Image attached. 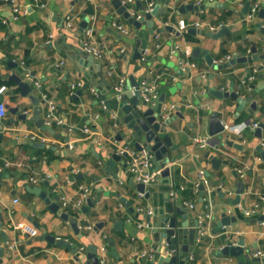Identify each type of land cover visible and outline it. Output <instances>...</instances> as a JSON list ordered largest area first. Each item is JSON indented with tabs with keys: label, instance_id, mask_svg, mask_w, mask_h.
<instances>
[{
	"label": "crops",
	"instance_id": "crops-1",
	"mask_svg": "<svg viewBox=\"0 0 264 264\" xmlns=\"http://www.w3.org/2000/svg\"><path fill=\"white\" fill-rule=\"evenodd\" d=\"M45 1L46 6L40 7L33 0H0V86L7 85V90L0 94V100H4L9 109L7 117L0 121V166L5 161L10 163L0 170V247L5 246L3 263L86 264L91 244L97 246L99 252L106 246V258L110 264L144 263L141 250L154 246L153 228H138L136 223L146 220L145 213L136 215L137 210L131 213L122 197L131 200L137 209L153 207L156 196L147 198L137 190L138 183L127 174L125 157L113 165L117 176L107 167L106 162L116 147L134 146V143L133 140L128 142L131 129L119 122L120 112L114 102L110 100L109 108L98 96V89L108 95L110 84L114 86L121 76L129 79L131 74L140 80L155 81L161 94H165L163 103L176 104L184 114L167 126L172 143L177 145L171 153L175 160L169 163L172 184L160 181V175L159 180L146 189L154 193L161 186L172 185L176 195L172 197L170 190H166L165 197L182 205L184 201L193 202L195 210L187 207L192 209L194 216L211 213L205 233L195 240L192 264H235V258L230 255L218 254L229 234L230 239L243 236L247 247L256 244L257 247L252 248L254 251H264V220L260 219L264 215V161L257 149V146L264 149V127L262 137L256 135V129L249 127L253 122L264 123V68L260 69L253 82L259 88L258 92L248 89L243 83L252 66L260 68L264 59L238 62L228 67L220 66L228 60L216 63L227 55L232 58L235 54H251L254 43L259 53H264V12L260 13L264 9V0H246L250 5L259 6L257 16L251 20L243 17L246 1L241 4L238 0H170L169 3L165 0H142L145 7L154 2L164 8L153 17V32L149 27L132 24L110 0ZM190 3L199 8L179 13L181 5ZM14 5L26 8L27 13H22L17 19L12 18ZM89 6H93L94 14L86 12ZM130 9L136 13L143 12L136 0ZM86 18L88 25L94 24L93 38L101 49V57L93 56L82 46L86 27L82 28L81 23ZM70 19L71 27L68 26ZM180 19L189 23L198 21L200 25L180 29ZM116 24L130 26V32L122 34ZM167 25L173 26L174 30ZM224 25L229 26L230 32L216 38L207 33L218 31ZM156 33H159L162 47L152 48L146 60L135 58L139 41L153 46ZM176 45L179 49L173 51ZM122 47L126 48V53L122 52ZM196 47L207 50L214 58V65H210L204 55L193 57L192 51ZM6 58L19 63L15 71L31 84L32 93L40 99L38 104L29 94L23 95L19 84L10 79L14 68ZM180 59L193 65L183 69ZM77 81L87 84L88 88L75 97L76 94L71 93V85ZM232 83L234 89L248 99L240 112L236 99L208 94L212 88L227 91ZM126 93L129 100L133 90ZM45 97L56 101L65 120L62 126L45 129L39 125L34 111L40 107V117L44 118ZM190 102L193 105L187 106ZM17 106L20 107L17 113L10 111L9 107ZM211 111H218L226 124L224 135L228 134L231 140L243 144V148L222 142L216 146L209 133ZM21 113H26V118L19 117ZM84 124H89L93 132L84 133ZM27 131L43 132L51 137V142L45 147L38 146V141L25 137ZM118 133H126V137L119 140ZM112 136L116 139L114 144L107 142V138ZM196 136H206L209 141L199 156L196 155ZM96 140L103 141V145L97 144ZM68 141L73 142L74 148L62 146L61 142ZM208 154L223 161L216 166ZM201 168L206 173L201 181L206 187L203 195L200 185L196 186ZM239 169L244 171L243 177H240ZM33 176L36 181L31 180ZM241 180L246 187L238 197L237 183ZM83 184L90 186L89 197L94 205H88L86 201L87 212L82 208L65 209L61 197L78 196ZM29 185L42 187L52 201L60 204V210L63 208L69 213V218L65 219L50 209L44 198L28 190ZM256 207L252 214L246 213ZM226 212L235 220L214 233L215 225ZM120 219L125 220L122 229L115 227ZM73 220L78 221L81 236L75 233ZM97 223L103 224L97 227ZM2 231L7 241H4ZM49 234L57 239H68L78 250L73 252L57 240L46 239ZM109 237L114 241L116 254H112ZM187 241L185 238L184 242ZM81 246L85 249L82 250Z\"/></svg>",
	"mask_w": 264,
	"mask_h": 264
},
{
	"label": "water",
	"instance_id": "water-1",
	"mask_svg": "<svg viewBox=\"0 0 264 264\" xmlns=\"http://www.w3.org/2000/svg\"><path fill=\"white\" fill-rule=\"evenodd\" d=\"M112 5L122 13L129 21L136 25L137 27H149L150 30L154 31V15L158 14L160 11H163L164 8L160 6L159 3L155 4L154 8L151 11H146L140 19H134L131 15V12L128 9L127 5H124L121 0H110ZM169 3L170 0H165ZM137 6L140 10L144 11L145 6L143 5L142 0H136ZM250 7V2L246 1L245 6L243 8V17L248 12ZM199 7L194 3L184 4L179 7V13L185 12L188 9H198ZM86 12L89 14H94L93 6H89L86 9ZM264 9H261L260 13L263 14ZM264 16V15H262ZM88 19L86 18L82 21L81 26L82 28L87 27ZM261 27V24L259 23ZM167 28L174 30V27L171 25H167ZM264 30V27H262ZM230 32V28L228 25H224L218 31H208L207 33L212 37L216 38L218 36L224 35L225 33ZM138 48L136 49L135 58L141 59L142 52L140 51V47H143L144 43H139ZM140 46V47H139ZM200 55H204L207 62L210 65H214V58L210 55V53L199 47H196L192 51L193 57H199ZM253 59H264V53H259L257 45L254 43L253 47L251 48V54L239 56L235 54L232 58L226 61L221 67H228L230 65H234L238 62H247ZM8 64L14 68L13 73L10 75V79L14 80L17 84H19L20 88L22 89L23 95H30L33 99L35 104L40 102L39 97L32 93V86L29 82L24 81L22 76L15 71V68L19 66L18 62H14L9 60ZM139 68V66H137ZM264 66L261 64L260 69H263ZM129 81L126 84V89L133 90V95L129 97L126 93L125 97L122 100H119L115 95H113L111 89L112 84L109 85L108 95H104L98 89V96L99 99L104 100L107 107H111V101L114 102L116 109L120 112V119L119 122H123L127 125L129 129H131V134L128 136L129 143H134V146L138 149H142L144 147L151 150L153 153V164L156 170H160L161 178L160 181L172 184V177H171V165L175 158L172 156V151L177 147V145L172 143L171 136L167 133V126L171 124L177 117H184L180 107L177 109L175 114L169 117L166 120L161 118L163 114V102L165 100V94L160 95V101L157 105H150L148 102L141 99V93L139 90L141 80L138 79L134 74L129 75ZM264 87V85H262ZM88 88V85L85 84L82 88L77 90L75 97L80 96L84 90ZM100 88V87H99ZM252 89H255V92L259 91V88L255 86V84L251 85ZM43 91V88H40ZM214 94L217 97H232L237 100L239 104L238 111H242L246 105L248 99L244 98L243 95H240L238 91H236L232 86L229 90L224 91L223 89H210L208 94ZM111 100V101H110ZM252 106H255V103H252ZM10 111L13 113H17L19 110V106L17 107H9ZM41 109L36 108L34 113L37 115V121L39 125L43 126V128H47L44 125L43 119L40 117ZM26 113L19 114V117L26 118ZM264 127V123H258V127L256 128V135L258 137H262V130ZM226 124L223 122L222 117L218 111H211L209 117V133L212 136V139L217 143V147L222 142L223 144H228L230 146H234L237 148H243V144L237 143L234 140H231L228 134L224 135L226 131ZM126 137V133H118L117 138L122 140ZM36 145L45 147V143L37 142ZM261 153V157L264 161V149L262 146H257ZM127 153L120 154L117 151L112 153L110 159L107 160L106 165L111 170L114 175H118L116 171L113 169V165L116 161L121 160L125 157ZM208 157L213 161L214 165L220 164L223 160L215 157L214 155L208 154ZM225 162H228L227 160ZM126 165V164H125ZM237 174V173H236ZM238 175V174H237ZM137 190L145 195L147 198H150L151 195L156 196L153 204V213H145L146 220L148 222H152L153 219L154 224L153 228V236L155 240V257L157 261L155 264H190V254L194 250L195 240L200 237V219L198 216L192 215V209L185 206L184 204H178L176 201L172 200L170 197H165L166 190H171L172 185H167L166 187L161 186L158 192L151 193L149 190L146 189V185L143 182L137 184ZM246 184L244 181H239L237 183V193L239 194L238 197L244 193ZM205 184H200L201 194L203 195L205 191ZM28 190L40 195L42 198L45 199L46 203L50 206V209L53 211L59 212L62 217L65 219L69 218V213L66 211L60 210V204L52 201L51 197L49 196L48 192L44 191L40 186H28ZM221 195H224L222 191H220ZM122 201L124 202L125 206L129 208L131 213L135 212V207L133 206V202L126 197H122ZM231 201V200H229ZM88 205H94L92 199L89 197L87 199ZM83 211H88V206L85 204L83 206ZM139 215V212L135 213ZM192 220L190 221V219ZM260 219L264 220V215L260 216ZM235 220V217L230 216L227 212L223 214V218L218 221L213 229L214 233H217L221 228L231 225L232 221ZM125 220L120 219L116 222V226L118 229H122L124 226ZM103 223H97V227L101 226ZM72 227L76 234L79 236L82 235L80 225L77 220L72 221ZM163 228L162 230L160 229ZM4 241H7V236L4 231ZM188 238L187 242H184V239ZM46 239L57 242L62 245L72 249L73 252L78 250L77 247H72V244L65 238L57 239L54 235H46ZM226 243L218 250V254L220 256L227 255L230 257L235 258V264H264V255L258 256L254 254V250L252 248H256V244H252V247H247L246 240L243 236L238 237L237 239H230V234L225 237ZM110 245L112 246V254H116V250L114 249V241L111 237L108 238ZM88 251V261L86 264H100V260L98 257L99 249L95 245H89ZM166 248V250H165ZM164 251H166L164 253ZM5 252V246L0 247V264L3 263V255ZM232 264V263H228Z\"/></svg>",
	"mask_w": 264,
	"mask_h": 264
},
{
	"label": "built area",
	"instance_id": "built-area-1",
	"mask_svg": "<svg viewBox=\"0 0 264 264\" xmlns=\"http://www.w3.org/2000/svg\"><path fill=\"white\" fill-rule=\"evenodd\" d=\"M121 1L124 5L128 6V9L131 12V15L134 17V19H140V17L146 11H151L155 6L154 2H150L145 7L143 12L136 13V12L132 11V9H130V5L133 4L134 0H121ZM238 1H240V3L242 4L246 0H238ZM33 2L40 7H44L47 4V2L45 0H33ZM12 10H13L12 18H14V19H17L19 17V15H21L22 13H27V9L22 8L19 5H14ZM258 10H259L258 4L250 5L248 12L245 14L244 18L247 20L254 19L257 16ZM4 21H7V19H5ZM72 24L73 23L70 19L68 21V26L71 27ZM178 24H179L180 29H185L189 26H199L200 25V23L198 21L189 23L185 19H180ZM116 27L124 35H127L131 29L130 26L125 25V24H116ZM212 28H216V27H212ZM84 31L86 34V38H84L83 42H82V46H83L84 50H86L87 52H89L90 54H92L95 57H101V49H100L99 45L97 44V42L93 38V36H94V24L92 23L91 25H88ZM159 38H160L159 33H156L155 34V42H154L153 46H151L149 44H145L143 47H140V51L142 52V58H141L142 60H146L149 58V55L152 52V48L159 49L162 47V42L160 41ZM178 47H179V45H176L174 47L173 51H177L179 49ZM125 51H126V48L122 47V52L126 53ZM230 58H231V56L227 55L225 58L217 60L216 63L220 64V63L224 62V60H229ZM179 64L181 65V67L183 69H186V68L191 67L193 65L192 62H190L188 60H184V59H180ZM262 65L264 66V61L262 62ZM259 71H260V68L258 67V65H253L252 69L249 71V73L244 78L243 83L245 86H247L248 89H251V85L253 84V82L257 78ZM127 82H128V78L126 76H121L119 78V80L113 86V92L112 93L119 100H122L126 95V92H127L126 84H127ZM36 84L40 85V82L38 80H36ZM82 85H83L82 81L73 82L71 85L72 86L71 87L72 88V90H71L72 95H75L77 93V90L79 88H81ZM6 90H7V85L3 84L0 86V94L4 93ZM139 90L141 93V99L142 100L148 102L150 105H157L159 103L161 91L159 89V85L155 81H150L147 78L142 79L140 82ZM92 91L95 92L94 87L92 88ZM45 99H46V109H45L44 118H43L45 126H47V127L62 126L65 123V120H64V117L58 111V105H57L56 101L54 99L47 98V97H45ZM186 105L192 106L193 103L190 102V103H187ZM177 109H178V107L176 104L172 103L170 105H165L163 103L164 112L161 115V118L163 120L168 119L173 114H175ZM8 113H9V109H8L6 102L4 100H0V121H2L4 118H6ZM115 124L117 126L118 121H116ZM249 127H251L252 129H256L258 127V122L251 123L249 125ZM82 129H83L84 133H86V134L93 132L92 127L89 124H84ZM240 132L241 131L239 130L238 133L240 134ZM25 137L28 140L43 142L45 144L51 142V137H49L45 133L39 132V131H27L25 133ZM194 141H195V144L197 146L196 155L199 156L200 150L206 148L208 146L209 141H208V138L206 136H196L194 138ZM96 142H97V144H100V145H103V143H104L101 140H96ZM107 142L114 144V143H116V139L114 136H112V137L107 138ZM61 144L66 149L74 148V144L72 141L61 142ZM116 151L120 154H123L125 152L127 153V155L125 156V158H126V162H125L126 163V170H127V174L131 177V180L133 182H135V183L143 182L146 186H149V185H152L153 183H155L159 180L161 173H160V170H156L153 167V161H152L153 153L151 152V150H149L146 147H144L142 149H138L134 146H130L129 144H125V145H121V146L119 145L118 147H116ZM9 164H10L9 161H5L4 164L0 166V170L3 169L4 166H7ZM238 172H239L240 177L244 176V171L242 169H239ZM205 174L206 173H205L204 168H201L199 170V181L196 183V186H199L201 184V181L205 178ZM31 180L36 181L37 178L35 176H33V177H31ZM90 191H91L90 186L83 184L80 186V192H79L78 196L73 198V197H69L68 195H63L61 197L63 207L65 209L72 207V208H75L77 210L83 208L84 204L86 203L87 199L89 198ZM176 193H177V191L172 187L170 192H169V195L173 197L176 195ZM184 205L189 206L190 208H192L194 210L196 208L195 204L193 202H190V201H184ZM136 210L139 213H149V214L153 213V207L152 206L147 207V208L146 207H138ZM256 210H257V207L255 209H252V210H247L246 213L252 214ZM211 216L212 215L210 212H206L205 214L199 213L198 217L200 219V227H199L200 234L205 233L206 227L208 226V224L211 220ZM130 220H131V218H128V221H130ZM136 224H137L138 228L152 227L153 226L152 222H148L147 220H143V221L138 220ZM91 227L92 226L89 225V228H91ZM81 249L84 250L85 247L81 246ZM106 250H107L106 246H103L101 251L98 252L100 264H110V262L106 258ZM254 254L258 255V256H263L264 251L257 250V251H254ZM141 255L144 258L143 264H155V247L154 246L145 247L144 249H142ZM193 258H194V255L190 254V261H191L190 264H192Z\"/></svg>",
	"mask_w": 264,
	"mask_h": 264
}]
</instances>
